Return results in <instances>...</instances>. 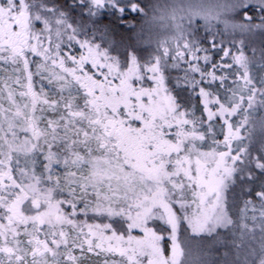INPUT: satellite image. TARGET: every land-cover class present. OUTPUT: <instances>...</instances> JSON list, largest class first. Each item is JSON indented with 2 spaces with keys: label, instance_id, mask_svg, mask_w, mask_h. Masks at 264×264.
<instances>
[{
  "label": "snow or ice",
  "instance_id": "1",
  "mask_svg": "<svg viewBox=\"0 0 264 264\" xmlns=\"http://www.w3.org/2000/svg\"><path fill=\"white\" fill-rule=\"evenodd\" d=\"M0 264H264V0H0Z\"/></svg>",
  "mask_w": 264,
  "mask_h": 264
}]
</instances>
